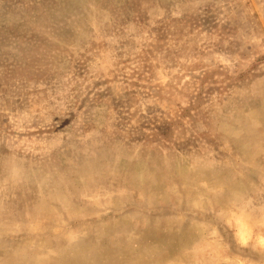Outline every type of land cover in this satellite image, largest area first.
Returning a JSON list of instances; mask_svg holds the SVG:
<instances>
[{"label": "rangeland", "instance_id": "rangeland-1", "mask_svg": "<svg viewBox=\"0 0 264 264\" xmlns=\"http://www.w3.org/2000/svg\"><path fill=\"white\" fill-rule=\"evenodd\" d=\"M0 264H264V0H0Z\"/></svg>", "mask_w": 264, "mask_h": 264}]
</instances>
